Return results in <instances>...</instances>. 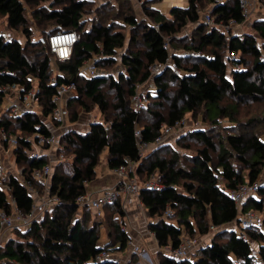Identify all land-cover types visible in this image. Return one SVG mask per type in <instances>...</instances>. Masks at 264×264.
I'll return each instance as SVG.
<instances>
[{"label": "trees", "instance_id": "obj_1", "mask_svg": "<svg viewBox=\"0 0 264 264\" xmlns=\"http://www.w3.org/2000/svg\"><path fill=\"white\" fill-rule=\"evenodd\" d=\"M48 1L0 0V15L7 18L11 29L24 28L27 39L23 44L0 35V134L16 135L15 162L23 167L21 178L10 174L7 190L0 189V212L9 211L10 199H13L20 210L29 213L36 201L29 188L45 193L44 185L33 177V171L42 169L48 159L45 156L35 159L27 154L32 144L51 136L49 124L58 126L53 110L59 86L76 85V94L67 100L71 115L75 104L88 108L85 101L88 100L99 107L104 122H92L87 132L72 127L59 132V153L66 157L68 150L72 151L73 160L68 163L66 158L55 167L49 194L58 196L63 204L47 211L30 228L13 231L0 257L5 264H117L96 262V258L104 251L117 253L128 249L129 236L122 223L115 222L118 214H124L123 199L104 207V217L108 209H114L115 213L112 224L106 227L108 239L103 246L100 244L101 224L89 225V216L97 219L92 211H80L77 204V199L88 192L87 185L97 177L102 152L108 150V166L115 170L129 162L140 161L135 137L138 128L143 141L153 143L163 126H174L186 114L194 117L204 110L213 124H218L220 118L234 121L237 105H222L227 97L240 102L264 103V44L258 43L259 40L264 42V20L254 24L258 37L227 35L206 24L204 17L210 15L218 24L226 26L231 22L243 24L246 14L239 0H187V6L171 7L167 13L153 8V0H149L142 7L144 21H139L128 10L123 22H111L107 26L93 19L90 28L84 31L90 13L87 12L91 6L89 0H56L58 9L36 10ZM205 3L212 5V9L202 17ZM27 5L32 6V19L37 27L44 26L45 22L54 25L55 31L48 33L46 40L31 39L33 35L25 15ZM189 25L194 26L198 38L185 49L189 50L188 57L196 61L184 67L181 56L172 54L170 48L176 46L177 36ZM124 28L130 29L129 36ZM58 31H77L81 40L74 46L69 61L55 60V71L48 37ZM138 44L145 49H135ZM222 51L227 52L228 58ZM194 53L201 54L193 56ZM231 54L237 58L232 60ZM119 56L125 70L119 79L105 74L86 78L81 74L91 60L104 69L119 62ZM101 61L104 65L99 67ZM160 64L166 65L165 69L153 77L152 66ZM167 76L178 85L171 111L163 118L158 112L148 110L151 121L145 124L142 121L144 109L133 108L137 87L154 78L157 98L168 101ZM35 85L40 90L41 114L15 116L10 109L3 110L6 88L17 86L24 94ZM107 87L115 94L114 104L105 91ZM78 117L75 112L73 122H77ZM184 133L178 138L184 141L188 137L203 144L195 155L186 156V161L176 152L166 157L158 155L159 148L171 144L168 141L153 148L140 161L139 176L158 172L163 184L160 190L141 186L139 200L150 220L148 228L159 248L173 249L180 248L185 235L206 236L213 227H221L222 231L214 234L211 243L199 250L194 260H174L159 251V264H264V227L263 231L244 229L239 224L241 216L248 211L264 217V188L255 197L249 196L240 208L229 195L242 185L264 181V138L239 129L236 135L232 133L226 138V145L233 153L224 150L221 156L215 157L216 143L202 127L183 136ZM236 158L238 163L234 161ZM62 167H69L65 174L60 173ZM168 208L173 211L170 217L165 215ZM229 225L238 229H230ZM113 237L114 243L110 241Z\"/></svg>", "mask_w": 264, "mask_h": 264}, {"label": "rangeland", "instance_id": "obj_2", "mask_svg": "<svg viewBox=\"0 0 264 264\" xmlns=\"http://www.w3.org/2000/svg\"><path fill=\"white\" fill-rule=\"evenodd\" d=\"M55 1L56 0H49L42 7H40L41 5L37 7L36 10H39L41 12L44 8H48V7H53L55 9H58L57 7H59V5H56ZM89 1H90L91 6L87 9V12H90V13L87 15L88 23H85V25L83 26L84 31L90 28L91 22L93 19H95V21L93 20L95 23H98V22L106 23L107 26H109L110 25L109 23L111 22H119V21L123 22V17L124 15H126L128 10L131 11V13L135 14L139 21H144L146 20V17L143 13L142 7L145 5V3H147V1L150 2L149 0H89ZM223 1L225 2L226 0H223ZM246 1H248V4L246 6V11H247L246 21L240 25L235 24L228 28L225 27L223 31L226 32L227 35L229 34L231 35L249 34V35H254L258 37L256 32L254 31V24L257 23V20H260V19L264 20V3L261 2L260 0H246ZM23 2L25 3V0H23ZM151 6L155 9L161 10V12L163 13H167L171 7L187 6V0H153V4H151ZM211 9H212V5L207 4V3L203 4L201 16L204 17V15L206 13H209ZM32 10H33L32 6L27 5V10H26L27 12L25 13V15H26V19L28 20L27 27L33 35L31 39H34V40L45 39L46 40L47 39L46 35H48V33L55 31L54 25L45 22L44 26L37 27L35 21L32 19ZM114 26H112V28ZM115 28L117 27L115 26ZM124 29H125L124 31L127 34V36H129V34L131 33L130 29L128 28H124ZM0 35H3L6 39H9V38L15 39L23 44H25L27 41L26 37L24 36L25 35L24 28L23 29L20 28L18 30L11 29L8 25L7 18L2 15H0ZM197 38L198 36L196 35L195 37V34H194V26L189 25L177 36V39L179 40V42L175 43L176 46L170 48L172 54L181 56V60H182L184 67H189L196 61V60H192L194 58L188 57L187 53H189L188 52L189 50H186L185 47L190 46L191 42L194 40H196L197 42ZM258 43L259 45L264 44V42H262L261 40H259ZM135 49L144 50L145 48L142 44H138ZM222 52L225 55V58H228L227 52L225 51H222ZM205 54L208 55L209 52L206 51ZM50 58H52L53 60L52 67L56 71L57 68L54 63V56L50 54ZM252 62L253 60L251 59V63ZM91 63H93V60L89 61L86 64L90 65ZM103 65H104L103 61H101L98 64L99 67H102ZM124 71L125 70L122 66L120 56H119V62H117L115 65L108 66L104 69L98 68L96 75L105 74V75L112 76L114 79H119L120 73L121 72L123 73ZM152 71L153 73H156L157 69H153ZM172 80L173 79L170 78L169 76H167V79H165L166 83H168L169 85L168 97H167L168 101H163L160 98H157V89L155 88L154 78H151L149 81L146 82V84H143L140 87L139 92L141 93L143 98L146 99V106L144 108L143 116H142V121L145 122V124L151 121L149 111L158 112L163 118L168 117L171 111L172 101L174 97L176 96V91L178 88L177 81H172ZM35 91H37V85L34 86L33 92ZM105 91L109 93V98L111 100V103L114 104L115 94L112 91H110L109 87L105 88ZM20 100H21V97H20V93L18 89L12 90L5 97V100L3 103V110L6 112L8 108L11 106V103L19 102ZM24 100L26 102L27 108L34 109L39 114H41V108L38 105V102H36L32 96L26 97ZM64 101L66 100L64 99ZM85 101L88 105V108L84 109L83 107L81 108L80 105L75 104L72 109V115L69 111V114L64 121L65 126L63 127V129L65 128L70 129V127H72L76 129L77 131L84 132V131H88L91 122H98V121L104 122L103 115L101 114L99 107L94 105L91 101H88V100H85ZM222 105L224 106L237 105L236 112L233 114L234 121H231V119L229 118H220L218 121V124H213L207 118L206 114L204 113V110L199 111L197 116H194V117H193V114H186L185 116L186 123L188 125L187 128L196 126L194 125V123H196L198 124V126L202 127V129L207 131L209 136L212 139H214L216 143V148H217L215 157L221 156L224 150H226L228 153H233L232 149L226 145V138L228 137V135H231L232 133L236 135L239 129L244 130V133H247L248 135L262 136L264 138V103L263 102H252V101L240 102V101H234L227 97L226 100L222 103ZM181 106L182 105L179 104V107ZM10 112L14 113L13 110H10ZM75 112H78L79 114L77 122H73L74 121L73 114ZM193 130H194L193 128H190V130L185 129V131H187L186 132L187 134H189L188 132H192ZM59 132L61 133L62 131H59ZM59 132L57 133V135L60 137L61 134H59ZM186 133H184L183 136L187 135ZM178 135H179V132H174L170 137H168V142H170L171 144L168 145L167 147L163 146L162 148H159L158 155L160 157L170 156L172 153L176 152V153L181 154L182 158L186 161L187 157L195 155L200 149L203 148L202 143L194 139H190L188 137L184 138V141H183V139L178 138ZM4 136L5 134L2 133L0 135V138ZM10 137L11 138H10L8 145L3 144L0 141V149H1L0 157L4 163L6 172L9 171L11 174H16V175L18 174L19 177L21 178L20 174H21L23 167L16 165L15 154H14L15 148L18 146V142L16 141L17 137L15 134ZM59 150H60L59 145L49 146L48 144H44L42 146V145L32 144V149L31 151H28L27 155H30V156L35 155L40 151L44 154H48L49 160L52 157L53 158L56 157L55 159H52L53 163H56L57 158L59 157V154H60ZM70 152L72 153V151L68 150V153L66 154V157H65V159L67 158L68 163H71L73 160V155L70 154ZM150 152L151 151L147 152L144 158L147 155H149ZM227 157H230V155L227 154ZM238 160H239L238 158L234 159V161H237V163H238ZM68 168L69 167H62L60 169V173L65 174V171ZM110 171L111 170L109 169V166H108V150L105 149L102 152V155L100 157V162L97 167V177H96L97 180L103 178V175L110 174L111 173ZM244 171H245L244 173L247 174V171L246 170ZM136 179L138 180L141 186H144V184L147 182L146 175L139 176L138 174ZM88 186L89 184L87 185V187ZM87 189H88V192H91L90 188H87ZM34 190L36 191L37 197H41L45 195V193H37V189H34ZM245 190L247 189L245 188ZM244 192L246 191L241 192V194H243ZM37 200H39V198H37ZM139 201L137 203H139ZM137 207H140V205H138ZM127 208H128L127 206L126 208H124L125 211L123 215L118 214L117 216L118 221H115V222L122 223L123 230L126 229L131 232V229H132V236H133L132 240L135 243V247L138 248V251L134 253L133 250H136V249L135 248L131 249V246H130V248H128L126 251L117 252V253L113 252L112 255L120 257V256H125L126 253L133 251L134 256H133V260L131 261L132 264H136L138 262L139 264H159V260H158L159 257H158V254H156L158 243L156 242L154 235L148 232L150 231L147 226L148 225L147 219L149 220V217L146 211L144 210V208H138V212H141L143 215L141 216L143 217L142 218L143 220L141 219L142 224H140L138 222L134 223L132 221V217L134 216L131 215V217H128L129 214L126 213L128 211ZM114 213H115V210L111 208V209L106 210V217L103 216L102 218H99V219L94 217L95 219H97V220H94L93 217L89 216V219H88L89 225L93 223L101 224L102 229L100 230L101 231L100 244L102 246L105 244L106 240L108 239V233H107L106 227L107 225L112 224L110 221H113ZM250 215H253V216L259 215L263 217V215L258 214L256 212H250ZM129 221L133 225L130 224ZM140 225H142L143 227L142 230L146 232V234L148 235L146 236L148 242L137 241L136 238H134V237L139 236L137 233L135 234V231L141 230ZM232 226L233 225H229L228 227L233 230L238 229L237 226H234V227ZM219 231H222V230H219ZM219 231L213 232L212 230L211 233H209L206 236L198 235L194 238H190L185 235L183 245L187 251H189L190 253H194L191 256V258H189V260L192 261L198 256L199 249L196 250L197 246L204 245L203 248H205L207 245L211 243V240L214 234L218 233ZM152 237L154 239H152ZM114 239L115 238L113 237L110 239V241L114 243ZM254 246L257 248L256 244H254ZM159 251H160V248H159ZM147 252H151V253L149 254ZM147 255L148 257H150V259L147 257Z\"/></svg>", "mask_w": 264, "mask_h": 264}, {"label": "built area", "instance_id": "obj_3", "mask_svg": "<svg viewBox=\"0 0 264 264\" xmlns=\"http://www.w3.org/2000/svg\"><path fill=\"white\" fill-rule=\"evenodd\" d=\"M241 6L245 10L246 19H247V11L246 6L248 4V1L246 0H239ZM204 21L206 24H208L211 27H217L223 31L225 27H230L232 25H235V22H231L229 26L218 24L216 19L210 15H205ZM81 40V34H79L77 31H58L56 33H52L48 37V44L50 46V50L52 54L54 55V63L55 60L57 62H65L69 61L72 58L73 55V48L74 46ZM201 53H194L193 56H199ZM232 60H235L237 57L234 54H231L229 56ZM88 63V62H87ZM169 64V63H168ZM56 65V64H55ZM164 64L155 65L151 68V75L157 76L165 69ZM175 68V66L173 65ZM153 69H157L156 73H153ZM98 71V67L96 64V61L93 60V63L90 65L85 64L84 70L81 72V74L86 77H94ZM53 83H55V79H52ZM141 86L138 85L137 87V93L133 100V108L136 111H140L145 108L146 106V99L143 98L141 93L139 92ZM18 89L20 93V89L17 86L8 87L6 88V96L12 91ZM34 88L30 89L29 91L25 92L24 94L20 93L21 100L19 102H13L11 103V106L8 108L10 110H13L14 113H12L15 116L24 114V113H38L34 109H30L26 107L25 98L26 97H33L36 102H38V105L40 106V90L37 88V91L33 92ZM76 94V85L70 84V85H62L57 88V94L54 97V102L56 104L54 110H53V117L55 122L58 124L56 127H51L48 125V128L51 130V136L47 138H41L38 144L35 145H44L48 144L49 146H58L59 145V136L57 133L59 131H64L63 127L65 126L64 121L67 118L69 114V110L67 107V100L71 97H73ZM64 99L66 101H64ZM46 125L47 123L44 122ZM51 125V124H50ZM176 125L178 126L176 129L170 127V126H163L162 133L155 139L153 143H148L146 141H143V137L141 134V130L138 128L136 130L135 137L137 139L138 143V151L141 159L144 158L145 154L149 151H151L153 148L165 143L168 141V137H170L174 132H179V134L183 133L185 129L190 130V128H198V124L194 123L196 126L188 127L186 123V118L181 119L180 121L176 122ZM184 130V131H183ZM5 134L4 137L0 138V141L3 144L8 145L10 141V136H8L5 132H2ZM1 133V134H2ZM0 134V135H1ZM16 141L18 142V139L16 138ZM150 149V150H149ZM1 150V149H0ZM42 156H45L48 159V154H44L42 152H38L35 155H31V158H40ZM56 158V157H55ZM48 159V163L42 168V169H36L33 171V177L42 183L44 185L45 189V195L41 197H37L35 188L30 187V195L35 198V204L32 208V210L29 213H25L24 211L20 210L13 199L11 200V206L9 211H2L0 212V253L4 250L5 244L9 241L11 234L15 230H26L32 226V224L36 221H39L42 216L52 209H54L57 206H60L63 204L62 200L58 196H51L49 194V188H50V180L51 177L54 174L55 167L65 161V156L63 154H59V157L57 158V162L53 163L52 159ZM139 162H129L126 166H121L115 170H113L114 174L116 175L118 182L113 187H109L106 189H103L99 192H87L86 194L81 195L77 199V204L80 210H87L92 211L93 216L95 218H102L104 216L103 210L104 207L108 205L114 204L119 199H123L124 201V208H126L127 203L126 199L129 200V198L134 197L137 201H139V194L141 191V185L139 184L137 178L138 175V167ZM22 173V171H21ZM10 172H6L4 163L0 157V189L1 190H7L8 186L6 184V181L10 177ZM17 177L19 175L13 174ZM21 176V174H20ZM147 182L144 184V187L150 190H160L163 188V184L161 182V175L158 172L152 173L150 175L146 174ZM245 188L247 190H245ZM264 188V183H254V184H246L242 185L238 188V190L229 192V195L237 202L239 208L243 203L246 201V199L251 196L255 197L260 189ZM244 192L241 194V192ZM37 193H39L37 191ZM39 198V200H37ZM139 204L141 205L140 201ZM250 212L255 211H248L247 213H244L240 218L241 226L244 229H259L263 231L264 227V217L261 216H253L250 215ZM259 214V213H258ZM167 217H170L173 215V211L168 208L165 214ZM217 232L221 230V227H213L211 231ZM126 231V229H124ZM210 231V233H211ZM152 234V233H151ZM243 238H246L243 236ZM184 238L183 243L178 249H173L170 247L167 248H160V251L164 253L169 258H172L174 260H185L191 258V256L194 253H190L186 250L184 247ZM131 249L135 248L136 250H133L134 253L138 251V248L135 247V243L132 239H129L128 241V248ZM204 245L197 246L196 250H200L203 248ZM198 250V251H199ZM132 251V253H133ZM104 261H114L117 264H126L124 261L119 259L118 257L112 255V253L108 251H104L102 254H100L96 258V262H104ZM5 260L0 257V264H5Z\"/></svg>", "mask_w": 264, "mask_h": 264}, {"label": "crops", "instance_id": "obj_4", "mask_svg": "<svg viewBox=\"0 0 264 264\" xmlns=\"http://www.w3.org/2000/svg\"><path fill=\"white\" fill-rule=\"evenodd\" d=\"M170 6V5H169ZM161 11V10H160ZM164 11V10H163ZM92 123V122H91ZM84 132H87V131H84ZM62 133V132H61ZM110 169V168H109ZM111 173L110 174H106V175H103V178H101V179H99V180H97V178L93 181V182H91V183H89V186L87 187V188H90V190H91V192H99V191H101V190H103V189H106V188H109V187H113L114 186V184L116 185V183L118 182V179H117V177H116V175L114 174V172H113V170H111L110 171ZM138 201L136 200V198H134V197H131V198H129V200H127L126 199V203H127V212L126 213H128L129 214V216L128 217H131V215L132 216H134V217H132V221L134 222V223H140V224H142V222H141V219L143 218V217H141V216H143L142 215V213L141 212H138V208H142V206L139 204V203H137ZM138 205H140V207H137ZM143 210V209H142ZM144 211V210H143ZM145 212V211H144ZM139 216V217H138ZM141 217V218H140ZM134 219V220H133ZM143 220V219H142ZM147 224H149V220L147 219ZM130 222V221H129ZM130 224H132L131 222H130ZM133 225V224H132ZM141 226V230H137V231H135V234L137 233L139 236H137V237H134V238H136V240L137 241H144V242H148L147 241V237L146 236H148L147 234H146V232H144L142 229H143V227H142V225H140ZM148 226V225H147ZM149 233H151L150 231H148ZM126 233L128 234V236H129V239H133V236H132V229H131V232L130 231H128V230H126ZM152 239H154L153 237H152ZM147 244H149V243H147ZM159 252V246L157 245V253ZM147 253H151V252H147ZM156 253V254H157ZM133 253L132 252H128V253H126L125 254V256H120V257H118L119 259H121L122 261H124L126 264H130L131 263V261L133 260ZM117 257V256H116ZM147 257H148V255H147ZM149 259H150V257H148ZM132 264V263H131ZM136 264H139V262L138 263H136Z\"/></svg>", "mask_w": 264, "mask_h": 264}, {"label": "bare ground", "instance_id": "obj_5", "mask_svg": "<svg viewBox=\"0 0 264 264\" xmlns=\"http://www.w3.org/2000/svg\"><path fill=\"white\" fill-rule=\"evenodd\" d=\"M170 127L176 129L178 126L175 124L174 126H170Z\"/></svg>", "mask_w": 264, "mask_h": 264}, {"label": "clouds", "instance_id": "obj_6", "mask_svg": "<svg viewBox=\"0 0 264 264\" xmlns=\"http://www.w3.org/2000/svg\"><path fill=\"white\" fill-rule=\"evenodd\" d=\"M154 77V76H153Z\"/></svg>", "mask_w": 264, "mask_h": 264}]
</instances>
